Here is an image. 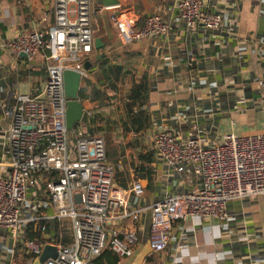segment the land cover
<instances>
[{"label": "built area", "instance_id": "1", "mask_svg": "<svg viewBox=\"0 0 264 264\" xmlns=\"http://www.w3.org/2000/svg\"><path fill=\"white\" fill-rule=\"evenodd\" d=\"M169 1L187 30L202 24L207 31L218 32L225 25L224 14L209 11L204 0ZM52 3L53 27L34 29L1 45L14 60L32 63L41 56L47 70L41 87L17 93L12 103H0V120L6 121L0 134L5 159L0 163V232L12 245L6 264H32L46 244L56 246L58 254L44 264H90L106 251L128 258L143 243L152 253H163L170 246L174 222L184 221L192 228L204 220L222 224L229 219L232 201L264 197V132L233 131L208 146L198 124L187 138L167 128L148 136L167 170L198 175V187L177 194L164 192L150 206L143 203L146 186L142 181L119 187L105 136L88 132L84 122L73 131L66 123L65 71L81 75L78 99L86 117L114 105L126 113L127 94L118 104L115 94L114 100L107 97L102 85L93 81V70L84 69V63L95 55L94 1ZM114 9L107 10L122 46L167 37L173 30L165 14H149L138 27L137 15ZM147 218L145 232L141 227ZM56 222L67 226L71 244L27 240L29 225H41L46 233ZM230 255L219 251L215 256L224 260ZM22 257H28L25 263Z\"/></svg>", "mask_w": 264, "mask_h": 264}, {"label": "crops", "instance_id": "2", "mask_svg": "<svg viewBox=\"0 0 264 264\" xmlns=\"http://www.w3.org/2000/svg\"><path fill=\"white\" fill-rule=\"evenodd\" d=\"M118 1L114 11L137 15L138 27L154 12L165 14L173 24L167 37L122 46L110 11L94 3L95 39L104 45L99 51L95 47V55L104 49L108 53L107 64L102 61L95 67L101 72L97 78L93 76L95 83L104 88L102 70H108L116 100L145 76L153 83L145 106L153 117L152 129L143 143L152 147L150 132L166 128L187 138L196 124L208 146L219 143L236 127L241 129L239 133L264 132V0H204L209 11L224 14L225 25L218 32H209L202 24L187 30L169 0ZM54 22L52 0L49 9L43 0H0V103H12L17 93L33 92L47 77L41 56L32 63L14 60L1 45L34 29L48 30ZM117 66L123 69L118 80L111 72ZM117 110L119 106L114 105L106 111ZM119 113L120 117L125 114L121 109ZM5 126L6 121L0 120V134ZM2 158L0 141V163L5 162ZM163 165L155 200L164 192L183 193L199 186L198 175H178ZM228 213V221L222 224L204 220L192 228L176 221L165 252L154 254L143 243L134 256L122 258L119 264H264V197L232 201ZM146 221L148 229V218ZM11 246L7 235L0 232V264L7 263ZM219 251L232 255L218 260ZM146 254L157 261H148Z\"/></svg>", "mask_w": 264, "mask_h": 264}, {"label": "trees", "instance_id": "3", "mask_svg": "<svg viewBox=\"0 0 264 264\" xmlns=\"http://www.w3.org/2000/svg\"><path fill=\"white\" fill-rule=\"evenodd\" d=\"M103 39L106 41L105 38ZM111 42H114L113 38L111 39ZM107 60L108 59L103 60V65L107 64ZM44 70L47 73L46 68H44ZM102 71V79L106 82V85H104L103 88L104 94L114 100L115 97L110 95L113 91H115L113 84L110 83V72L105 69ZM111 72H114L117 80L123 75V69L119 66H117L114 70H111ZM152 88L153 83L149 80V78L147 76L143 77L141 81L136 83L126 95V113L124 116H119L118 120H114L113 115L110 113L111 111H109L106 115L103 114L106 111H95L92 116H87L83 121L86 130L91 134H95L98 131L103 130V124L110 123L112 124V129L117 131L119 134L120 132H134L137 136L145 139L148 132L152 129L153 122L151 113L145 109V106L148 105ZM104 101L105 100L102 99L101 104ZM147 147V149L145 148L138 153V159L137 162L133 164V168L137 180L147 182L148 189L154 192L158 187L157 185L160 180L161 170L164 165L160 157L157 156L152 148L148 145ZM25 235L27 240H37L44 243L49 241H59L63 245H69L72 242L71 232L67 229L66 225H61L59 222L49 225L46 233H42L41 225L39 227L29 225L25 230ZM27 259L28 257H22V261L24 263ZM121 259L122 257L106 251L90 264H97L98 262H102L104 264H119Z\"/></svg>", "mask_w": 264, "mask_h": 264}, {"label": "rangeland", "instance_id": "4", "mask_svg": "<svg viewBox=\"0 0 264 264\" xmlns=\"http://www.w3.org/2000/svg\"><path fill=\"white\" fill-rule=\"evenodd\" d=\"M94 21V17H93ZM93 70V76L97 78V76L101 73L99 71H95V68ZM98 73V74H97ZM35 77V75L33 76ZM94 77H91L94 81ZM95 82V81H94ZM124 95V94H122ZM122 97L118 98V104H121ZM103 113V112H102ZM111 115H113L114 120H118L119 116L121 115L119 113V110H117V113H114V111L110 112ZM103 114H108V111L104 112ZM103 130L98 131L97 133H101L105 136L106 144H107V155L109 158V161L114 165L115 167V180L119 187L127 188L131 183L135 180H137L133 168V164L137 162L138 159V153L143 150L147 149V143H143V138L139 136H130L129 133H123L120 132V134L112 129V124H103ZM241 129L236 127L235 130L231 129V132H238ZM245 130V129H244ZM148 146L151 147L149 144ZM125 184V185H124ZM124 185V186H123ZM146 186V195L143 201V203L146 202H153L155 201V192L148 189V183L146 182L144 184ZM130 226H136L135 224ZM143 229H145V232L147 231V221L143 224ZM145 248V247H144ZM157 255L160 253H156ZM147 260L150 262L157 261V258L155 256H147Z\"/></svg>", "mask_w": 264, "mask_h": 264}, {"label": "water", "instance_id": "5", "mask_svg": "<svg viewBox=\"0 0 264 264\" xmlns=\"http://www.w3.org/2000/svg\"><path fill=\"white\" fill-rule=\"evenodd\" d=\"M94 3L99 8L113 9L118 8L120 2L118 0H93ZM51 0H43V3L46 5L47 9L50 8ZM117 13V12H116ZM96 49L102 50L104 45L102 44L99 38L95 39ZM107 50L104 49L103 53H98L94 55L91 60H87L84 63V69L86 71H92L97 65H99L107 57ZM26 55L22 54V58H25ZM81 86V75L74 71H65L64 72V87L65 95L68 99L67 110H66V123L67 128L70 131L76 127L77 124L83 122L86 119V114L84 106L80 103L79 90ZM58 254V249L56 246L46 244L44 246L42 254L37 257L32 264H44L49 258H56Z\"/></svg>", "mask_w": 264, "mask_h": 264}]
</instances>
